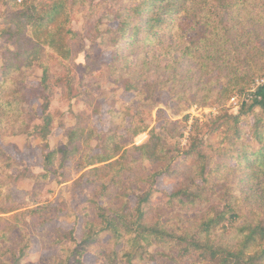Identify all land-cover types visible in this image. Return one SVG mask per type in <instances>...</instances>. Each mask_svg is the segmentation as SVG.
I'll list each match as a JSON object with an SVG mask.
<instances>
[{
	"label": "trees",
	"instance_id": "obj_1",
	"mask_svg": "<svg viewBox=\"0 0 264 264\" xmlns=\"http://www.w3.org/2000/svg\"><path fill=\"white\" fill-rule=\"evenodd\" d=\"M132 2L114 13L116 24L105 31L111 47H156L170 38L169 52L171 55L175 48L176 57L169 67H175V72L163 84L170 85L167 88L176 103L172 110L182 113L186 108L208 105L220 110L219 116L205 123L194 119L185 151L168 140L184 136L180 122L171 119L164 120V133L151 131L149 140L141 146L135 145L134 139L146 133L148 125L135 118L113 119L123 117L122 113H112L115 130L105 133L90 125L91 118L84 116L77 117L76 126L66 128L59 113L49 112L50 96L65 84L63 76L52 73L49 62L54 57L74 62V47L81 43V52L91 65V56L98 49V27L86 37L91 43L89 49L72 28L76 9L85 8L87 0H0V42L14 47L4 49L11 61L0 79V135L9 127L14 128L13 136L18 134L12 125L14 119L21 120L22 125L26 123L22 109L29 90L25 73L37 66L43 78L42 91L36 96L44 101V124L38 128L47 140L59 124L68 139L64 147L44 152L46 175L38 179L63 177V183H68L66 163L79 161L77 168L86 171L80 182L97 188L98 198L84 205V238L78 242L70 232L58 240L63 243L70 238L76 244L58 264H84L86 254L103 234L123 244L120 251L109 256L112 264H264V46L256 45L250 36L236 31V25L221 19L224 12L249 4L264 7V0ZM3 48L0 45V50ZM192 60H196L194 70L198 74L195 87L188 85L193 79L189 76L192 69L178 70ZM12 72L17 75L12 77ZM9 78H13L12 89H7L3 100ZM163 84L144 91L145 87L138 83L124 81L125 90L138 92L139 98L149 94L143 103L154 97L158 87L167 90L160 87ZM246 96L249 98L239 105V114L231 115L227 105L236 97ZM189 119V115L185 116L184 122ZM94 141L97 152L91 147ZM181 154L189 163L182 160L171 168ZM12 170V160L0 146V175ZM165 174L184 178L169 196L167 208L148 217L144 208L149 207L156 179ZM237 176L239 180L234 182L232 178ZM8 181L14 183L15 177H8ZM242 185L248 190L236 193ZM91 204L93 215L87 212ZM184 209H197V213L189 215ZM13 212L7 201L0 199V240L4 242L15 231H22L20 224L2 218ZM12 219L20 222L17 216ZM2 247L0 257L16 256L17 249L7 251ZM153 248L155 254L151 253ZM28 249H19L17 262L1 263L19 264Z\"/></svg>",
	"mask_w": 264,
	"mask_h": 264
},
{
	"label": "rangeland",
	"instance_id": "obj_2",
	"mask_svg": "<svg viewBox=\"0 0 264 264\" xmlns=\"http://www.w3.org/2000/svg\"><path fill=\"white\" fill-rule=\"evenodd\" d=\"M133 0H87L85 8L78 7L73 16L72 28L84 40L86 48L91 47V43L86 37L92 36L96 28V42L98 49L93 52L91 65L85 59V53L81 52V43L74 47V62H64L54 57L49 62L52 73L59 74L65 78V84L55 89L53 96H50L51 107L49 112L59 113L61 123L66 128H72L77 124V117H90V125L105 133L110 129L115 130L112 125V113H122L123 117H114L116 121L121 119L130 120L135 118L136 122H144L149 129L146 133L134 139L137 146L145 144L150 138L151 131L164 133L162 127L165 119L179 121L183 131V137L179 139L169 138L171 144H177L181 151L188 149L189 132L194 119L205 123L220 115L217 107L208 105L206 108L191 107L180 111H173L176 104L170 95L167 87L163 84L167 77L175 72L169 65L176 57V49L170 55V38L156 47H123L114 49L111 47L108 35L105 31L109 27L115 26V14L120 8L126 9L132 5ZM221 19L228 24L236 25V31L244 32L250 36L251 40L258 46H264V7L261 4H249L240 7L235 11L224 12ZM2 20H0V25ZM4 48L0 50V79L2 72L11 57L4 50L14 49L12 45L0 42ZM114 61V62H113ZM113 65L111 67V63ZM14 63H17L15 59ZM196 60L188 61V64L180 66V72L187 68L192 69L189 74L193 79L188 83L195 87L198 83ZM17 74L12 72V77ZM43 71L37 66L30 68L25 73V80L29 87L22 109L25 111L26 123L22 125L21 120H15L12 124L18 129V134L13 136V129L3 130L0 135V146L3 147L8 157L12 160L13 170L10 174L3 172L0 175V199L7 201L15 212L2 216L4 220H11L14 224H20L22 231H15L10 235L8 241L0 240L4 250H16V256L8 255L0 257L1 262H17L19 249H29L26 257L19 264H58L64 259L69 250L76 247V244L68 238L63 243L58 240L65 238L70 232L75 234V239L80 242L86 234L87 220L83 214L86 211L84 205L97 199L96 187L80 182V178L86 171L78 169L79 161H69L66 163L69 170L66 172L68 183H63V177L58 180L54 176L51 179H44L46 171L43 168L44 152L50 148L54 150L64 147L68 139L63 129L56 126L53 133L47 140L43 139V132L40 128L44 122L42 120V106L44 101L36 96L42 91L41 83ZM9 83L3 88V100L7 98V89H12L13 78H9ZM131 80L138 83L139 87L153 89L154 84H163L167 90L158 91L152 99L143 103L149 96L139 98L138 92H128L125 90L124 81ZM249 97L238 98L239 105L248 100ZM231 115H238L233 103L227 105ZM139 114H136L137 110ZM99 110L100 114H97ZM189 115L188 122H184V117ZM8 118L7 123H9ZM86 124H89L87 121ZM21 125V126H20ZM123 133V130H120ZM20 134V135H19ZM216 142V140H213ZM94 152H97V143L91 145ZM184 160L185 154L176 158L171 168H175L180 161ZM150 168V165L147 164ZM62 173V170L59 171ZM15 177V182L10 183L8 177ZM17 177V178H16ZM184 175L165 174L156 179L153 197L149 207L144 208L148 217L156 216L159 210L167 208L169 196L183 181ZM234 182L239 180V176L232 178ZM247 191L248 186L242 185L236 188V193ZM132 206L135 204V197L131 198ZM93 205L89 212L93 215ZM198 209V208H197ZM197 209H184L189 215L197 213ZM38 211L37 213H34ZM17 216L19 223L12 219ZM94 218V217H93ZM26 236V238L24 237ZM121 245L122 241H121ZM120 243L109 234H103L99 242L86 254L84 264H112L108 258L113 252L122 249ZM156 248L151 249L155 254ZM158 264V263H153ZM162 264H175L162 261Z\"/></svg>",
	"mask_w": 264,
	"mask_h": 264
},
{
	"label": "built area",
	"instance_id": "obj_3",
	"mask_svg": "<svg viewBox=\"0 0 264 264\" xmlns=\"http://www.w3.org/2000/svg\"><path fill=\"white\" fill-rule=\"evenodd\" d=\"M263 82H264V81H262V83H263ZM258 84H260V83H258ZM258 84H257V85H258ZM253 92H255V87H254ZM237 100H238V98L236 97V98L232 99V101H231V103H233V104L235 105V109H236V110L239 109V101H237Z\"/></svg>",
	"mask_w": 264,
	"mask_h": 264
}]
</instances>
